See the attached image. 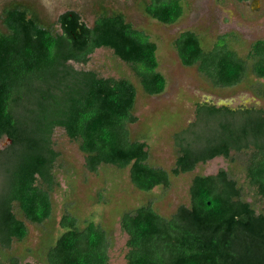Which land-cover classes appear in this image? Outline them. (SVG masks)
Wrapping results in <instances>:
<instances>
[{
  "label": "trees",
  "instance_id": "trees-1",
  "mask_svg": "<svg viewBox=\"0 0 264 264\" xmlns=\"http://www.w3.org/2000/svg\"><path fill=\"white\" fill-rule=\"evenodd\" d=\"M144 11L172 24L184 14L182 0H147ZM0 26V246L28 234L25 218L43 223L53 211L54 147L61 126L85 153V165L129 167L136 187L150 191L169 186L171 173L193 170L218 155L244 153L245 178L264 201V109L198 103L197 118L177 134L180 153L175 166L150 164L145 139L132 138L137 87L127 77L103 76L78 68L99 47H109L130 64L144 91L163 93L165 75L158 69V44L122 11L104 9L89 25L70 9L54 22L37 8L13 1L4 6ZM59 26L56 27L55 25ZM235 32L220 34L209 48L192 29L181 31L174 47L184 65H196L214 86H234L256 76L250 88L264 99V39L250 44L246 57L232 45ZM190 204L169 216L152 201L126 210L120 218L127 233L126 264H264V210L246 200L225 169L196 174ZM25 217V218H24ZM61 232L46 252V264H110L107 229L93 219L83 225L67 210ZM16 256L0 264H19Z\"/></svg>",
  "mask_w": 264,
  "mask_h": 264
},
{
  "label": "rangeland",
  "instance_id": "rangeland-1",
  "mask_svg": "<svg viewBox=\"0 0 264 264\" xmlns=\"http://www.w3.org/2000/svg\"><path fill=\"white\" fill-rule=\"evenodd\" d=\"M13 1L37 8L47 22L56 21L60 13L70 9L79 11L89 25L104 9L122 11L128 21L144 29L157 42L158 69L165 75L167 86L163 93L156 95L144 91L130 64L109 47L96 48L87 63L75 62L78 68L94 69L103 76L127 77L135 83L134 111L138 120L130 123L129 128L132 138L148 142V161L152 165L168 170L175 166L180 153L177 134L196 120L198 103L231 108L257 105L264 109V99L257 97L250 88L257 80L250 71L240 84L214 86L196 65L182 63L173 43L181 31L192 29L201 36L204 47L209 48L220 34L234 31L232 45L246 57L250 44L264 39V0H182L184 14L172 24L162 23L145 13L147 0H0V26L4 6ZM53 139L60 155L54 168L52 215L43 223L24 217L28 234L22 240L14 239L9 247L0 246V258L4 260L16 256L19 264H46L47 249L61 232L60 219L69 210L81 225L90 219L102 224L112 241L110 264H126L128 235L121 228L122 213L152 201L160 213L169 216L180 204H190L189 188L194 175L213 174L220 169L227 170L237 180L245 199L252 202L257 211L264 210L263 199L246 181L244 153L233 150V159L218 155L199 162L191 171L171 173L169 186L158 185L146 191L131 181L129 167L102 163L96 171L89 170L85 165V153L63 127L55 128ZM8 142L7 138L2 139L0 148Z\"/></svg>",
  "mask_w": 264,
  "mask_h": 264
}]
</instances>
